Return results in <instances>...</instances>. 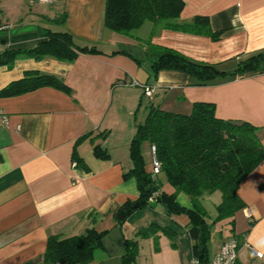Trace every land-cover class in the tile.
Listing matches in <instances>:
<instances>
[{"label": "crops", "instance_id": "obj_1", "mask_svg": "<svg viewBox=\"0 0 264 264\" xmlns=\"http://www.w3.org/2000/svg\"><path fill=\"white\" fill-rule=\"evenodd\" d=\"M35 1L0 0V53L35 47L41 31L52 24L81 43L96 45L101 53L80 54L73 62L20 54L12 65H0V89L31 70L56 75L70 88L66 93L45 86L0 97L6 116V122H0V264H45L49 236L78 235L88 228L108 230L89 264H118L124 240L152 223L175 233L171 246H159L163 250L151 254L148 264H189L193 241L185 214H167L161 203L150 199L153 210L130 212L146 215L141 225L131 217L116 220V212L139 197L135 177L129 173L133 167L129 144L140 122L121 123L114 116L122 107L131 114L145 97L142 87H133L137 82L151 87L148 105L151 101L165 111L189 113L196 102L212 103L217 117L257 127L264 146V64L257 71L197 85L178 70L153 75L146 44L166 46L230 71L239 60L264 51V0H182L179 21L190 23L195 16H206L216 39L150 23L144 35L125 36L135 44L102 28L105 0ZM35 3L38 14L32 9ZM62 16V24L54 23ZM86 134L90 137L77 142ZM96 144L107 152L106 158L93 154ZM74 151L84 160V168L76 165ZM145 169L151 173V163H145ZM157 180L159 192H174L164 175ZM237 193L244 208L234 216L232 233L239 242L235 264H264V161L243 178ZM212 194L199 198L203 207V200ZM176 201L193 207L184 193H178ZM229 234L220 233L218 224L213 227L207 261Z\"/></svg>", "mask_w": 264, "mask_h": 264}, {"label": "trees", "instance_id": "obj_2", "mask_svg": "<svg viewBox=\"0 0 264 264\" xmlns=\"http://www.w3.org/2000/svg\"><path fill=\"white\" fill-rule=\"evenodd\" d=\"M184 6L182 0H105L102 28L115 34L131 36L134 30L139 29L145 22H150L153 25L162 24L166 29L216 39L217 33L211 30L206 16H195L190 23L179 21ZM64 19L62 16L53 21L62 24ZM146 44L151 55L153 75L160 70H178L187 73L197 85H204L221 77H235L257 71L264 64V51H261L239 60L232 70L225 71L219 69L215 63L192 60L172 48L149 41ZM120 52L126 54L124 51ZM100 53L96 45L79 42L67 30L44 28L35 47L0 53V65H12L20 54L37 60L49 57L73 62L80 54ZM45 86L70 92V88L56 75L31 70L0 89V97L16 96ZM96 136L90 140L93 142ZM88 137L90 134L79 138L77 142ZM144 141L149 146H155L160 173L174 188L172 194L159 192L158 175L153 179L151 173L145 169L140 151V145ZM93 154L99 158L108 156L97 144L93 146ZM129 155L133 164L129 173L135 177L139 190L138 208L148 205L149 200L154 198L162 204L167 214H185L189 218L187 231L193 241V256L198 257L201 263H206L207 241L216 224L219 225L220 233L229 232V236H235L232 233L234 216L244 208L237 190L243 178L264 161V146L257 127L244 121L217 117L212 103L196 102L189 113H173L150 102L143 121L136 125L129 144ZM73 159L77 166L85 167L84 160L76 151L73 152ZM216 191L220 192L221 201L215 207V217L210 219L199 198L203 194ZM155 193L158 194L154 196ZM178 193L187 195L193 207L179 205L176 201ZM132 204L127 202L125 206L131 207ZM200 230L203 232L202 257H199L198 250ZM107 233L108 230L88 228L78 235H51L46 241L44 263L89 264L93 261L94 251L103 247V239ZM158 233L174 236L175 231L155 223L141 228L133 238L124 240V249L118 264H137L139 238H157ZM154 247L158 249L156 242Z\"/></svg>", "mask_w": 264, "mask_h": 264}, {"label": "rangeland", "instance_id": "obj_3", "mask_svg": "<svg viewBox=\"0 0 264 264\" xmlns=\"http://www.w3.org/2000/svg\"><path fill=\"white\" fill-rule=\"evenodd\" d=\"M35 2H37V1H35ZM37 3L34 4V7H32V9H33L34 12H36L38 14L40 12V8L37 5ZM46 4H48V3H46ZM44 8H47V6H44ZM149 26H150V22H145V25L143 27H141L138 30H134L132 32V34H134V35H144L145 33H147L146 31H147V28H149ZM51 27H53V29L57 28L54 24H52ZM120 36H122L120 40H123L124 42H127V43L135 44L134 43L135 40H133L131 38L129 39V38L125 37L124 35H120ZM133 87L137 88L138 86L134 84ZM137 89H139V88H137ZM144 96L145 97L141 98V102H137V105L134 106L131 114H128L126 112L125 107H122V108L118 109L117 113L114 116V119L116 121H118V122H121V123H125L127 121L129 123H133V121L134 122L136 121L135 123L142 122L144 117H145L146 109H147V105H148L147 95H144ZM117 131L118 130L114 131V134L117 133ZM112 139H113V136L111 135L110 140H112ZM140 151H141V153L143 155V158H145V159L148 158V160H149V161L146 160V162L145 161L144 162L147 165L150 164L151 163L150 146H149V144L146 141L141 143ZM145 151H148V153L145 154L144 153ZM158 177L160 179H162L163 175L162 174H158ZM220 201H221V194L218 191H216L214 194L210 195L209 197H207V198H205L203 200V204H204L205 210H206L209 218H213L216 215L215 207ZM146 207L152 208L151 210H153V207H151L150 205H144V206H142L140 208H136L135 210L136 211L137 210H146L147 209ZM127 217L128 218L131 217V220H134V222H137L138 225H141L139 223H142L146 219V215L145 214L132 215V216H131V214H129ZM145 225H147V224H145ZM170 237H172V236H168L165 233H158V237L157 238H152V237H147V238H142V239L139 238V240H138V245H139L138 261L141 264H148V261L151 260L150 259V255L151 254H155L157 251H159V246L164 247L167 244H170V246H171ZM155 242L158 245V249L157 250L154 247V243ZM162 250H163V248H161L158 253H160ZM210 253H211V249L209 250V254Z\"/></svg>", "mask_w": 264, "mask_h": 264}, {"label": "built area", "instance_id": "obj_4", "mask_svg": "<svg viewBox=\"0 0 264 264\" xmlns=\"http://www.w3.org/2000/svg\"><path fill=\"white\" fill-rule=\"evenodd\" d=\"M52 0H37L40 4L50 3ZM143 88L144 94L150 96L152 93L151 87L141 85L139 83H134ZM0 122H6L5 114L0 110ZM150 154H151V177L155 179L157 175L160 173V164L156 158V148L155 146H150ZM158 193H155L156 196ZM154 198H151L153 200ZM250 214H248L249 216ZM239 248L238 239L235 236H228L224 239V241L220 244L218 250L212 256L210 261L206 263H201L199 258L196 256H192L189 264H235L237 259V252Z\"/></svg>", "mask_w": 264, "mask_h": 264}, {"label": "water", "instance_id": "obj_5", "mask_svg": "<svg viewBox=\"0 0 264 264\" xmlns=\"http://www.w3.org/2000/svg\"><path fill=\"white\" fill-rule=\"evenodd\" d=\"M146 190H148V189H146ZM138 206H139V203L138 202H134L131 205V207H128V206L121 207L115 214L116 220H118V221L123 220L124 218H126L130 214L131 210L136 209ZM202 234H203V232L200 230L199 231V237H198V250H199V253H200L199 257H202L203 248H204V246L202 244Z\"/></svg>", "mask_w": 264, "mask_h": 264}]
</instances>
